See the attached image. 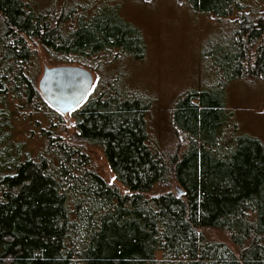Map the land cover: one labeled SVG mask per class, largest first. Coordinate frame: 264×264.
Instances as JSON below:
<instances>
[{"label": "trees", "instance_id": "16d2710c", "mask_svg": "<svg viewBox=\"0 0 264 264\" xmlns=\"http://www.w3.org/2000/svg\"><path fill=\"white\" fill-rule=\"evenodd\" d=\"M185 2L230 28L202 52L214 82L174 101L185 145L161 155L150 99L112 70L147 52L118 0H79L55 20L29 0H0V264H264V142L239 134L227 105L229 83L264 80V0ZM31 40L56 61L112 70L71 112L77 142L38 89ZM25 122L40 133L35 153L15 135ZM86 145L102 150L112 182Z\"/></svg>", "mask_w": 264, "mask_h": 264}, {"label": "rangeland", "instance_id": "374dc122", "mask_svg": "<svg viewBox=\"0 0 264 264\" xmlns=\"http://www.w3.org/2000/svg\"><path fill=\"white\" fill-rule=\"evenodd\" d=\"M37 9L56 19L65 15L79 0H29ZM123 16L142 29L147 52L142 60L123 59L119 67L125 72L124 86L144 94L150 99L148 127L151 146L161 155L179 152L186 143L183 134L173 126L171 110L175 99L190 89H205L214 82L217 74L214 59L203 57L211 40L221 30H229L228 20L220 21L212 15L192 12L185 0H118ZM52 16V17H51ZM30 44L36 53L40 79L45 67L63 64L52 59L37 40ZM209 47V48H208ZM206 48V49H205ZM108 68L91 70L94 84L111 75ZM114 74V73H113ZM227 105L233 111V120L239 134H249L264 142V80L258 76L229 83ZM65 135L77 142L72 113L64 115ZM39 132L32 123H17L16 138L28 143L35 153L39 149ZM93 164L109 181L113 173L102 150L86 145ZM176 189V184L174 187ZM215 232V231H214ZM228 238V234L225 232ZM221 232L215 237L227 239Z\"/></svg>", "mask_w": 264, "mask_h": 264}, {"label": "water", "instance_id": "95a60500", "mask_svg": "<svg viewBox=\"0 0 264 264\" xmlns=\"http://www.w3.org/2000/svg\"><path fill=\"white\" fill-rule=\"evenodd\" d=\"M94 80L90 69L63 64L45 67L38 81V89L53 109L66 115L84 103L93 88ZM176 188L178 195L183 194L182 188Z\"/></svg>", "mask_w": 264, "mask_h": 264}, {"label": "snow or ice", "instance_id": "6c2138e0", "mask_svg": "<svg viewBox=\"0 0 264 264\" xmlns=\"http://www.w3.org/2000/svg\"><path fill=\"white\" fill-rule=\"evenodd\" d=\"M113 179H115V178H113Z\"/></svg>", "mask_w": 264, "mask_h": 264}]
</instances>
